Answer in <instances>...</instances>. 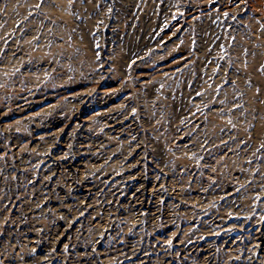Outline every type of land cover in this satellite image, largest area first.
Segmentation results:
<instances>
[{
	"label": "rangeland",
	"instance_id": "1",
	"mask_svg": "<svg viewBox=\"0 0 264 264\" xmlns=\"http://www.w3.org/2000/svg\"><path fill=\"white\" fill-rule=\"evenodd\" d=\"M0 264H264V0H0Z\"/></svg>",
	"mask_w": 264,
	"mask_h": 264
},
{
	"label": "bare ground",
	"instance_id": "2",
	"mask_svg": "<svg viewBox=\"0 0 264 264\" xmlns=\"http://www.w3.org/2000/svg\"><path fill=\"white\" fill-rule=\"evenodd\" d=\"M213 7V6H212Z\"/></svg>",
	"mask_w": 264,
	"mask_h": 264
}]
</instances>
